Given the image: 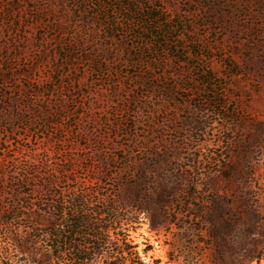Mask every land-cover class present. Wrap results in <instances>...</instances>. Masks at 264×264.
<instances>
[{
  "label": "rangeland",
  "instance_id": "obj_1",
  "mask_svg": "<svg viewBox=\"0 0 264 264\" xmlns=\"http://www.w3.org/2000/svg\"><path fill=\"white\" fill-rule=\"evenodd\" d=\"M51 189L151 198L147 264H264V0H0V261Z\"/></svg>",
  "mask_w": 264,
  "mask_h": 264
},
{
  "label": "trees",
  "instance_id": "obj_2",
  "mask_svg": "<svg viewBox=\"0 0 264 264\" xmlns=\"http://www.w3.org/2000/svg\"><path fill=\"white\" fill-rule=\"evenodd\" d=\"M141 196L138 190L119 204L89 189H51L48 199L36 204L32 232L42 233L33 236L29 229L25 236L14 237L15 256L7 254L0 264H147L130 235L141 223L135 216H146L151 231L163 222L152 199L145 201Z\"/></svg>",
  "mask_w": 264,
  "mask_h": 264
}]
</instances>
